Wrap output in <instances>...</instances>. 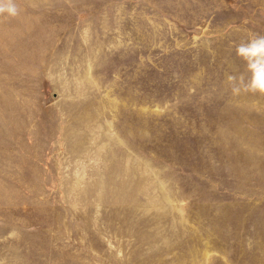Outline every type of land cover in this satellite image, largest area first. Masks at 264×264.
Returning a JSON list of instances; mask_svg holds the SVG:
<instances>
[{
    "label": "rangeland",
    "instance_id": "rangeland-1",
    "mask_svg": "<svg viewBox=\"0 0 264 264\" xmlns=\"http://www.w3.org/2000/svg\"><path fill=\"white\" fill-rule=\"evenodd\" d=\"M0 18V264H264V96H233L264 0H16Z\"/></svg>",
    "mask_w": 264,
    "mask_h": 264
},
{
    "label": "clouds",
    "instance_id": "clouds-1",
    "mask_svg": "<svg viewBox=\"0 0 264 264\" xmlns=\"http://www.w3.org/2000/svg\"><path fill=\"white\" fill-rule=\"evenodd\" d=\"M20 11L16 0H0V18H15ZM235 53L244 62L245 70L239 74H226L225 83L231 94L264 96V35H254L241 41L235 46Z\"/></svg>",
    "mask_w": 264,
    "mask_h": 264
}]
</instances>
